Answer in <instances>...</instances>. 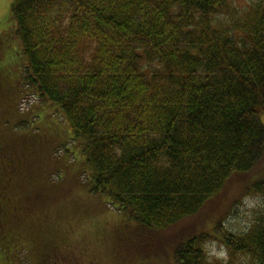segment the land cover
<instances>
[{
  "label": "trees",
  "instance_id": "1",
  "mask_svg": "<svg viewBox=\"0 0 264 264\" xmlns=\"http://www.w3.org/2000/svg\"><path fill=\"white\" fill-rule=\"evenodd\" d=\"M10 18L27 63L19 84L0 70V264H82L66 212L85 193L138 224L136 256L264 264V209L244 230L217 221L163 249L144 232L201 214L262 163L264 0H14ZM73 145L81 185L47 177ZM254 187L264 197V176Z\"/></svg>",
  "mask_w": 264,
  "mask_h": 264
},
{
  "label": "rangeland",
  "instance_id": "2",
  "mask_svg": "<svg viewBox=\"0 0 264 264\" xmlns=\"http://www.w3.org/2000/svg\"><path fill=\"white\" fill-rule=\"evenodd\" d=\"M13 1L0 0V70L8 69L7 75L19 84L27 56L23 53L22 40L17 34V23L10 18ZM235 2L242 7L247 5L248 0H235ZM28 93L30 94L27 97L22 96L21 107L24 112L38 102L33 90ZM261 117L264 122V113ZM69 132L71 134L72 130L70 129ZM67 144L71 145V143ZM66 149L69 151L65 153L63 151L60 157L63 169L59 173L48 170L46 175L55 182L66 179L69 184L74 185L77 182L81 185L80 178L83 181L82 178L87 173L82 162L84 155L75 145L67 146ZM81 172L83 173L80 177ZM75 174H77L76 178ZM263 176L264 159L245 178H234L227 189L215 198V203L205 206L201 214L187 218L180 226L167 232L145 229L144 232L149 240L148 246L154 244L157 249H163L168 246L166 239L169 237L177 238L180 235H194L200 232H209L212 235L215 233L213 229L217 221L232 230L246 229L264 209V197L254 190V182ZM92 198L88 193L78 195L66 212L67 216L69 214L72 217L73 224L69 232L71 238L86 251L82 256V264H166L160 256L157 258L161 259L136 256L135 247L127 252L126 243L140 236L138 224L118 211L115 206L107 204L105 202L107 198L103 197L104 200L96 199L91 202ZM113 231L116 232L115 237L118 240H123L118 249L114 248L116 241L111 237ZM206 247L210 255L216 258L227 257L225 248L217 241L209 238Z\"/></svg>",
  "mask_w": 264,
  "mask_h": 264
}]
</instances>
